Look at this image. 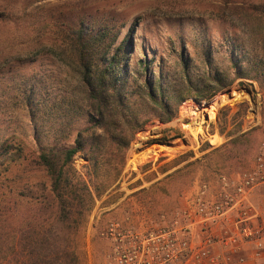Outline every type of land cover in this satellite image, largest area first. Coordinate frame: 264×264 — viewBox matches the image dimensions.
I'll use <instances>...</instances> for the list:
<instances>
[{"label":"rangeland","instance_id":"1","mask_svg":"<svg viewBox=\"0 0 264 264\" xmlns=\"http://www.w3.org/2000/svg\"><path fill=\"white\" fill-rule=\"evenodd\" d=\"M26 4L27 0H0V5L13 9L10 20L0 21V147L11 144L17 152L0 166V183L7 191L13 189L21 203L26 186L36 194L41 183L50 186L44 173L25 171L31 157L44 148L74 146L78 133L90 125L89 83L115 49L130 40L122 72L127 80L122 91L125 112L148 121L126 151L119 182L97 200L89 218L88 264H108L112 243L103 233L112 221L141 231L155 230L160 215L181 202L182 182L192 176L215 180L213 167L245 170L253 165L264 140V86L237 76H258L264 68V0H41L24 8ZM84 26L89 27L86 40L94 39L86 59L75 35ZM101 41L112 44L105 54L93 51ZM153 77L160 79L165 98L173 102L200 90L209 94L213 86L208 84L218 77L230 86L203 102L229 97L232 91L241 92V99L228 100L215 114L207 109L205 133L195 135L186 131L189 118L182 117L181 108L189 100L201 102L186 99L176 119L163 123L140 89L142 82ZM249 132L244 142L249 150L239 156L243 151L235 149L240 143L234 150L228 143ZM214 150L230 158L205 160ZM184 155L188 156L185 163L164 175L160 172L162 166ZM193 162L197 166L171 181L167 194L160 193L156 199L137 195ZM89 165L78 154L73 162L76 176L89 180ZM114 174L111 166L101 167L105 182ZM257 190L262 199L255 201ZM257 190L252 201L264 208V187Z\"/></svg>","mask_w":264,"mask_h":264},{"label":"trees","instance_id":"2","mask_svg":"<svg viewBox=\"0 0 264 264\" xmlns=\"http://www.w3.org/2000/svg\"><path fill=\"white\" fill-rule=\"evenodd\" d=\"M36 1L41 0H27L24 8ZM12 12L13 9L0 5V21L10 20L9 15ZM88 33V26L75 31L76 41L82 47L80 50L82 59L85 54L89 55L91 53L89 51H92L88 48L93 45L94 39L86 40ZM129 45L130 40H124L106 61L104 69L99 70L93 82L89 83L90 125L78 133L74 146L64 149L44 148L31 157L25 171L44 173L49 178L50 186L41 183L39 194L29 191V187L26 186L25 191H22L25 200L21 203L17 200L13 189L7 191L8 187L3 182L0 183V264H88L86 232L89 218L97 200H101L119 182L125 167L126 151L136 134L148 121L141 122L135 115H127L125 112V98L122 91L126 87L127 80L122 72L129 58L127 56ZM111 47L112 44L101 41L93 51L105 54ZM147 67L144 66V69L147 70ZM85 68L84 79L87 80L89 77L87 72L90 73L89 65L86 64ZM237 78L257 81L264 86V68L258 71V76L247 74L238 75ZM210 86H213L211 87L213 90L209 94L200 90L193 96H182L176 102L171 98H165L159 78L146 79L141 83L140 89L146 104L154 109L163 123H169L176 119L177 109L186 99L193 98L197 102L210 101L230 84H224L218 77L208 84V87ZM250 134L251 132L245 133L230 141L228 145L234 150L236 144L240 143L235 150L243 151L239 156H245L249 148L245 147L244 142H248ZM107 146L110 149L106 150ZM112 149H119L117 151L120 153H115ZM205 150L206 148L201 151ZM18 151L20 155L22 148ZM16 153L11 144L2 145L0 166L4 160ZM219 153L220 150H214L204 159L213 156L226 157ZM78 154L84 155L89 161V180L76 176L73 162ZM190 156H193V153H190ZM187 157V155L180 156L165 164L160 168V172L163 175L168 173L185 163ZM226 158L230 156L227 155ZM197 164L198 162L186 164L148 190L138 192L137 195L156 199L155 197L160 193L167 194L170 182L185 176ZM106 166H111L115 172L113 179L107 182L101 176V167ZM211 169L218 177L244 168L226 166ZM194 177L179 185L180 194L197 180Z\"/></svg>","mask_w":264,"mask_h":264},{"label":"built area","instance_id":"3","mask_svg":"<svg viewBox=\"0 0 264 264\" xmlns=\"http://www.w3.org/2000/svg\"><path fill=\"white\" fill-rule=\"evenodd\" d=\"M253 165L197 179L160 225L141 231L112 221L108 264H264V208L252 201L264 187V140Z\"/></svg>","mask_w":264,"mask_h":264},{"label":"bare ground","instance_id":"4","mask_svg":"<svg viewBox=\"0 0 264 264\" xmlns=\"http://www.w3.org/2000/svg\"><path fill=\"white\" fill-rule=\"evenodd\" d=\"M229 95H230L229 97H224L223 95H221L211 103H206V102L196 103L190 100L185 102L182 105L181 111H182V117L189 118L188 124L184 125L186 131L193 132V134L195 135L204 134L205 133L204 127L206 124L204 123L203 116H206L204 115V113L208 112L207 109H209L212 114H215L216 112H218V109L220 107H222L226 102H228V100L238 102L241 99V92L232 91ZM133 165H135L134 161H133Z\"/></svg>","mask_w":264,"mask_h":264},{"label":"crops","instance_id":"5","mask_svg":"<svg viewBox=\"0 0 264 264\" xmlns=\"http://www.w3.org/2000/svg\"><path fill=\"white\" fill-rule=\"evenodd\" d=\"M263 190V189H262ZM253 197H254V200L255 201H257V200H261L262 199V196H261V190H257L256 192H255V194L253 195ZM263 199H264V197H263Z\"/></svg>","mask_w":264,"mask_h":264},{"label":"water","instance_id":"6","mask_svg":"<svg viewBox=\"0 0 264 264\" xmlns=\"http://www.w3.org/2000/svg\"><path fill=\"white\" fill-rule=\"evenodd\" d=\"M231 91H229L228 93H230Z\"/></svg>","mask_w":264,"mask_h":264}]
</instances>
